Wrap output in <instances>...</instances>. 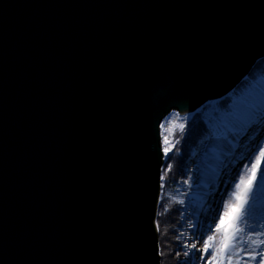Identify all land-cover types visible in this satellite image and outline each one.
<instances>
[{"label": "water", "instance_id": "water-1", "mask_svg": "<svg viewBox=\"0 0 264 264\" xmlns=\"http://www.w3.org/2000/svg\"><path fill=\"white\" fill-rule=\"evenodd\" d=\"M263 59L264 0H0V264H161V124ZM258 92L217 202L264 130Z\"/></svg>", "mask_w": 264, "mask_h": 264}, {"label": "rangeland", "instance_id": "rangeland-1", "mask_svg": "<svg viewBox=\"0 0 264 264\" xmlns=\"http://www.w3.org/2000/svg\"><path fill=\"white\" fill-rule=\"evenodd\" d=\"M260 79L261 77L256 83H251L252 85L249 93L244 94V89L237 87V91H232L226 96L231 97L230 112L228 114H222L223 111H220V116L214 114L216 111L219 112L217 105L220 100H218L205 104L192 114L179 115L176 112H173L162 122L163 131L165 132V136H162L164 154L166 148L169 149L168 152L173 149L178 151V149L173 147L175 139L176 142H178V140H183V136L188 132L186 125L193 120L196 115L201 116V119L206 121L215 133L214 137L202 138L197 144L194 154L187 161L188 175L182 178V180L184 179V181H186V185L178 186V189L171 191L172 194L175 192V195H172L173 199H178L183 205L181 217L184 226L180 228L181 230L178 231V235L184 246L182 250L184 252H189V255L183 257L184 260L182 261V264H196L198 260L201 261V264H210V262L211 264H216L217 261H222V264H228L226 257H221L217 254L215 259H213L210 254H205L203 252L204 243L202 247L198 246L199 242L196 240L191 229L194 228V221L191 219V212L189 211L187 201L188 196H190L197 185H204L202 178L212 174L214 162L224 146L222 135L230 136L229 129L231 125L234 126L239 121L242 111L250 107L252 100L258 95L257 93H259V89L264 88V81H260ZM180 125H183V130H181ZM260 137L259 142L257 141L253 148V155L241 166L239 174L233 178L234 182L228 188L226 195L229 196L227 202L229 215L225 216L220 226L217 225L212 230L206 232L209 234L204 237L203 242L207 241L208 236L214 237V240L209 242V253L221 246V242L224 238V230L230 228L232 224V216L235 215V208L240 203L237 196L243 195L249 183H252L254 173L255 186L250 194L248 203L244 206L245 210L240 213L241 218L236 222V227L243 229V232L239 233L238 236H242L244 240H247L248 235H252L253 238L256 239L257 232H264V157L260 156L259 151L261 148H264V130ZM166 140L167 143L165 142ZM249 169L251 170L249 171ZM241 176L245 177V182L238 190L236 185L241 183ZM260 239H264V236H261ZM234 243L237 244V248L241 246L238 241H234ZM192 244H196V248H191ZM186 245L188 247H185ZM243 247L245 248V252L241 253L238 257H234L233 264H235L237 259L240 260V264H256V262L251 259H247L248 254L252 251L255 245L248 242L244 244Z\"/></svg>", "mask_w": 264, "mask_h": 264}, {"label": "trees", "instance_id": "trees-1", "mask_svg": "<svg viewBox=\"0 0 264 264\" xmlns=\"http://www.w3.org/2000/svg\"><path fill=\"white\" fill-rule=\"evenodd\" d=\"M249 75L251 76L246 82V86L244 87V85H241L239 87L240 89H244V94L249 93L251 85L259 81L258 79L260 77V81H264V59L253 68ZM230 105L231 97L221 99L218 101L217 105L219 112L216 111L214 114L220 116V111H223L222 114H228L230 112ZM201 118V116L196 115L193 120L186 125L188 132L183 136V140H178V142H176L175 139L173 147L178 149V151L173 149L174 151L171 150L167 153V156L165 155V163L161 173V192L156 218L161 264H182L184 260V251L182 250L184 246L178 235V231L184 226L181 217L183 205L178 199H173L172 195L175 192L172 194L171 191L178 189V186L186 185V181H184V179L182 180V178L188 175L187 161L194 154L199 141L204 137L215 136L211 129L212 127ZM163 130L162 124L161 135L165 136Z\"/></svg>", "mask_w": 264, "mask_h": 264}, {"label": "bare ground", "instance_id": "bare-ground-1", "mask_svg": "<svg viewBox=\"0 0 264 264\" xmlns=\"http://www.w3.org/2000/svg\"><path fill=\"white\" fill-rule=\"evenodd\" d=\"M259 62H257L255 64L258 65ZM251 75H248L237 87H240L241 85H244V87L246 86V82L249 80V77ZM237 88H235L234 91ZM259 124H257L256 128L254 127V137L253 140L255 139V136L258 137L259 134H261L262 130L264 129V112L261 113V119H259ZM224 146L222 147V150L220 151L218 157L216 158L215 162H214V169L212 174L207 175L205 177L202 178V182L204 183L203 186H198L196 188L193 189L192 193L190 194V196H188V205L191 204V206H189V211L191 212V219L193 221H195L194 225H195V229H201L200 231H198V237H196V240L199 242L198 246L202 247L203 246V241H204V237L206 235H208L209 233H206L207 231H209L208 229L212 230L213 228H215L217 225L220 226L223 219L225 218V213H228V198L229 196H225L224 199H222L220 202H217V197H212L211 195H214L215 192H211L212 190H214L217 186V181L219 180V182L222 184V186L224 185L225 182L223 181V168L227 167V162L228 160L231 159V156L229 155L230 153H232L231 150V137L228 136H224ZM252 142H250L251 144ZM250 147V146H249ZM164 152V151H163ZM227 183V181H226ZM227 185V184H226ZM227 194V193H226ZM211 198V199H209ZM205 200H208V205L212 204L216 205L215 210L218 212L214 213L210 216L209 218V225L211 227H206L205 224L202 225H198L197 223H201L202 221H200L201 219H203V217L197 215L199 212V204L200 202H203ZM220 205V206H219ZM211 206V205H210ZM209 206V207H210ZM208 207V206H207ZM198 219V220H197ZM206 231V232H205ZM196 235V234H195ZM196 264H201V261L198 260V262Z\"/></svg>", "mask_w": 264, "mask_h": 264}, {"label": "snow or ice", "instance_id": "snow-or-ice-1", "mask_svg": "<svg viewBox=\"0 0 264 264\" xmlns=\"http://www.w3.org/2000/svg\"><path fill=\"white\" fill-rule=\"evenodd\" d=\"M181 130H183V125H180ZM167 143V140L165 141ZM169 149H165V155L167 156ZM260 156L264 157V148L260 150ZM258 159V158H257ZM251 169H249L250 171ZM240 184L236 185V188L239 190L241 185L245 182V177H240ZM255 173L253 174L252 183H249L247 189L244 191L243 195H238L237 199L240 201L239 205L235 208V215L232 216V224L229 229L224 230V238L221 242V246L218 249H214L211 253H209L210 243L214 240L213 236H208L207 241L203 242V252L205 254H210L213 259L219 254L221 257H226L228 264H233V258L240 256L241 253L245 252L244 244L251 242L255 247L248 254L247 259H251L256 262V264H264V239H260L261 236H264V232H257L256 239L253 238L252 235H248L247 240H244L242 236H238L239 233L243 232V229L236 227V222L241 218V211L245 210V205L248 203L250 198V194L253 191L255 186ZM182 203V202H181ZM225 215H229V213H225ZM234 241H238L241 245L237 248V244ZM185 247H188L187 245ZM191 248H196V244H192ZM189 252L185 251L184 256L187 257ZM211 264V262H210ZM216 264H222V261H217ZM235 264H240V260H236Z\"/></svg>", "mask_w": 264, "mask_h": 264}, {"label": "built area", "instance_id": "built-area-1", "mask_svg": "<svg viewBox=\"0 0 264 264\" xmlns=\"http://www.w3.org/2000/svg\"><path fill=\"white\" fill-rule=\"evenodd\" d=\"M194 223H195V221H194ZM205 224V226L208 228L209 226L206 224V223H204ZM202 227H203V225H202ZM192 229V233L195 235V237H198V231H200L201 229H195V225H194V228H191ZM208 230H210V229H208ZM206 232V231H205ZM208 232V231H207ZM200 235V234H199Z\"/></svg>", "mask_w": 264, "mask_h": 264}]
</instances>
